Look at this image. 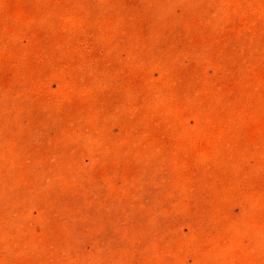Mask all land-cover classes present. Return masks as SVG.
Masks as SVG:
<instances>
[{"label":"rangeland","instance_id":"rangeland-1","mask_svg":"<svg viewBox=\"0 0 264 264\" xmlns=\"http://www.w3.org/2000/svg\"><path fill=\"white\" fill-rule=\"evenodd\" d=\"M0 264H264V0H0Z\"/></svg>","mask_w":264,"mask_h":264}]
</instances>
